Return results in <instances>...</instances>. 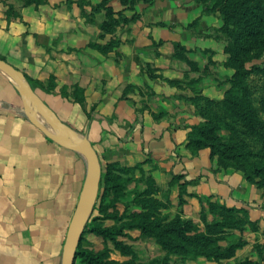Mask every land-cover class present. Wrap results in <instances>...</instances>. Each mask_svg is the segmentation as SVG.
Wrapping results in <instances>:
<instances>
[{
	"label": "crops",
	"instance_id": "crops-1",
	"mask_svg": "<svg viewBox=\"0 0 264 264\" xmlns=\"http://www.w3.org/2000/svg\"><path fill=\"white\" fill-rule=\"evenodd\" d=\"M76 8L41 0L16 9L14 18L0 0V57L35 82L37 94L59 119L89 139L102 163L144 162L158 182L176 176L179 183L188 182L193 196L186 199L193 207L200 208L198 197L213 196L264 222L262 191L243 172L217 168L209 148L195 151L187 145L195 123L171 125L162 114L167 111L163 101L156 108L142 102V87L157 85L143 65L152 61L147 53L156 52L155 62L174 59L162 49L173 43L190 49L186 42L155 26L150 37L123 39L118 48L106 51L99 42L91 44L86 21L74 19ZM200 42L192 48L201 49ZM155 88L160 94L162 87ZM77 91H84L83 104L75 101ZM27 103L0 71V264H62L87 162L35 127L27 118ZM179 183L172 186V200L179 195Z\"/></svg>",
	"mask_w": 264,
	"mask_h": 264
},
{
	"label": "rangeland",
	"instance_id": "rangeland-1",
	"mask_svg": "<svg viewBox=\"0 0 264 264\" xmlns=\"http://www.w3.org/2000/svg\"><path fill=\"white\" fill-rule=\"evenodd\" d=\"M26 1L3 0L4 5L7 6L6 11H10V16L13 15L14 18L18 17L16 9L25 5ZM42 2H51L55 6L63 3L75 4L77 8L74 19L86 21L91 44L99 42L106 51L114 46L118 48L117 46L123 43V39L128 40L138 35L150 37L151 30L155 26H160L166 32L175 33L183 39L190 49L181 43L169 44L162 51L171 53L174 59L165 58L155 62L156 52L153 51L147 53L152 61L143 64L151 83L157 84L155 86L158 90L159 87L162 88L158 94L155 86L142 87V102L152 103L156 108L157 101H163L167 111L162 114L171 125L173 123L176 125L177 121H180L181 125L200 124L203 120L192 99L202 95L214 100H222L231 87V78L235 70L227 66L229 55L226 48L230 38L221 30L225 24L223 17L218 12L210 13L211 3L206 0H42ZM260 4L264 11V0H260ZM111 11L113 14H110ZM109 37L112 38L108 40ZM198 41H201L199 47L201 49L194 50L192 46L197 45ZM163 43L161 40L160 46H163ZM176 44H180L185 50L180 49ZM156 46V50H159L158 45ZM245 60V69L249 72L245 81L253 92V107L258 109L260 117L264 120V70L259 69L264 66V50L250 54ZM170 80L178 83L171 84ZM107 163H119L122 167L138 165V168L128 174L115 170L119 179L114 183L120 184L119 191L110 195L105 212L95 210L90 221L98 219L97 221L105 227L122 228L124 234L119 239L131 247L132 254L124 255L112 242L91 232L85 235L83 248L96 253L106 252L110 260L119 263L131 262V264H239L247 258L260 261L264 257V222L260 221H257L259 225L256 232L250 225H247L243 231L231 232L230 241L240 238L247 241V245L237 250L232 259L215 262L203 257L193 258L190 255L163 250L154 238L124 225L130 221L127 216L143 209L142 204H139L141 197L157 199L162 204L160 212L163 215H170L173 218L180 214L184 219H190L194 223H201V204L200 208H195L189 203L179 205L178 197L172 200V186L179 181L173 184L170 181L158 182L151 170L144 168V162L134 165L103 162L104 165ZM139 164L142 166L140 167ZM225 167V163L217 158V168ZM148 190L151 192L149 195L141 196ZM260 190L264 195V189ZM212 201L220 207L226 206L217 197H212ZM98 207H101V204ZM104 214H113L117 218L102 219ZM212 219L213 216L210 215V220ZM76 264L83 263L78 259Z\"/></svg>",
	"mask_w": 264,
	"mask_h": 264
},
{
	"label": "trees",
	"instance_id": "trees-1",
	"mask_svg": "<svg viewBox=\"0 0 264 264\" xmlns=\"http://www.w3.org/2000/svg\"><path fill=\"white\" fill-rule=\"evenodd\" d=\"M206 1L211 3L210 13L218 12L225 21L221 30L230 38L226 48L229 55L227 66L234 69L235 73L231 78V87L222 100L202 95L192 99L203 122L191 127L187 145L195 151L209 148L212 156L224 162L227 168L243 172L249 183L264 189V120L260 117L258 109L253 107V92L245 81L249 74L245 69V58L256 51L264 50L263 7L260 0ZM39 3L41 0H27L25 5ZM110 14H113L112 11ZM176 45L185 50L180 44ZM259 69L264 70V66ZM26 79L34 89L35 82L28 77ZM169 83L178 82L170 80ZM78 93H75V101L83 104L84 91H81L80 95ZM137 168L138 165L122 167L119 163H102L101 189L95 210L99 209L104 213L110 195L119 191L120 184L114 183L119 179L115 170L128 174ZM178 178L174 177L172 184L177 183ZM179 186L178 199L179 205L182 206L188 203L185 197L193 195L188 193V182L179 183ZM150 193L148 190L141 196ZM212 197H198L201 203V223L184 219L180 214L173 218L163 215L160 212L162 204L157 199L141 197L139 204H142L143 209L127 216L130 221L124 225L154 238L162 249L169 253L190 255L193 258L203 257L215 262L232 259L237 250L247 245V241L243 238L230 241L231 232L243 231L247 225L256 232L259 224L251 219L246 209L220 207L212 201ZM99 204L101 207H98ZM210 215L213 216L212 220ZM116 218L113 214L102 216V219ZM97 220L89 222L82 242L85 235L91 232L112 242L124 255L132 254L131 247L119 239L124 234L122 228L105 227ZM82 242L77 260L83 264H131L110 260L106 252L96 253L85 249ZM239 264H264V257L260 261L247 258Z\"/></svg>",
	"mask_w": 264,
	"mask_h": 264
},
{
	"label": "water",
	"instance_id": "water-1",
	"mask_svg": "<svg viewBox=\"0 0 264 264\" xmlns=\"http://www.w3.org/2000/svg\"><path fill=\"white\" fill-rule=\"evenodd\" d=\"M0 71L10 77L27 99L26 115L29 121L49 140L64 149L81 154L86 159V178L67 231L62 253V264H76L79 246L99 200L103 173L101 159L88 138L81 137L47 106L28 83L23 72L1 57Z\"/></svg>",
	"mask_w": 264,
	"mask_h": 264
}]
</instances>
